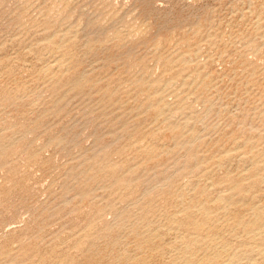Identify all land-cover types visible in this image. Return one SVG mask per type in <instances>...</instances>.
Wrapping results in <instances>:
<instances>
[{
    "label": "rangeland",
    "instance_id": "374dc122",
    "mask_svg": "<svg viewBox=\"0 0 264 264\" xmlns=\"http://www.w3.org/2000/svg\"><path fill=\"white\" fill-rule=\"evenodd\" d=\"M0 264H264V0H0Z\"/></svg>",
    "mask_w": 264,
    "mask_h": 264
}]
</instances>
